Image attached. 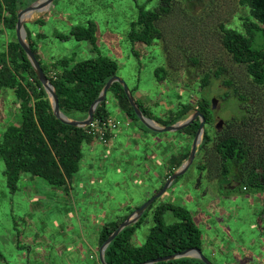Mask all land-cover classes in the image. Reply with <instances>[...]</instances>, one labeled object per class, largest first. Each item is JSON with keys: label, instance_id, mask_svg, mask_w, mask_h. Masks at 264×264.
Instances as JSON below:
<instances>
[{"label": "rangeland", "instance_id": "374dc122", "mask_svg": "<svg viewBox=\"0 0 264 264\" xmlns=\"http://www.w3.org/2000/svg\"><path fill=\"white\" fill-rule=\"evenodd\" d=\"M144 4L146 9H155L159 0H55L39 14L33 12L25 27L38 41L42 65L46 60L52 63L71 56L75 62L99 56L114 60L116 76L130 90L136 88L133 97L151 118L168 120L172 111L185 104L191 105L188 117L197 111L201 97L216 100L214 121L208 127L212 142L152 208L167 203L186 208L202 232L201 252L210 263L264 264V206L257 199L264 201V185L256 186L246 176L258 163L264 166V92L252 83L245 66L231 60L220 42V25L242 30L248 11L238 0H192L174 5L171 15L157 23L161 38L146 46L132 44L127 38L130 22ZM39 18L43 24L35 23ZM88 22L96 27V48L73 37L64 42L56 37ZM2 31L0 25V46L15 37L14 31ZM194 59L198 66L192 64ZM157 68L166 71L161 82L154 74ZM214 72L221 75L214 77ZM206 73H210V82L200 89ZM106 107L109 118L119 125L105 143L95 136L92 143L82 144L78 172L67 186L52 187L40 178L22 174L18 190L10 193L0 160V253L7 264H61L56 252L61 245L66 247L72 240L77 245L80 237L96 240L103 223L130 215L153 196L155 176L164 183L180 153L190 149L192 139L177 132L154 135L153 141L150 130H142L146 140L132 138L128 143L124 135L130 128L122 122L121 114H116L112 95H106ZM16 117L14 94L6 89L0 94V130L17 122ZM218 120L223 122L220 131L215 128ZM225 136L241 138L247 150L244 162L231 172L240 182L236 189H230L229 179L222 178L215 153L214 144ZM154 156L159 167L153 163ZM241 183L246 184L245 190ZM146 214L133 237V245L139 243L135 246L142 245L152 226L149 211ZM175 221L171 212L165 213L166 225ZM82 252L90 264L88 252ZM71 264H79L78 259L72 257Z\"/></svg>", "mask_w": 264, "mask_h": 264}, {"label": "trees", "instance_id": "16d2710c", "mask_svg": "<svg viewBox=\"0 0 264 264\" xmlns=\"http://www.w3.org/2000/svg\"><path fill=\"white\" fill-rule=\"evenodd\" d=\"M33 1L35 0H0L2 32L4 30L13 32L17 21V11L26 8ZM190 2L192 0H159V5L155 9H146V4L140 6L136 19L130 22L127 38L132 44L152 45L155 40L161 38L157 23L166 15H171L174 5ZM238 3L248 11L242 30L220 25V42L231 60L245 66L252 83L264 92V0H238ZM35 23L43 24L41 18ZM95 32V25L88 22L87 26H76L69 34L56 37L62 42L73 37L77 42L85 41L96 48ZM26 36L32 52L56 91L60 111L69 119H78L74 117V113L82 114L79 118L85 119L88 108L98 97L103 86L110 78L117 75L116 62L103 56L78 62H75L72 56L61 58L50 65L55 71L53 78L39 60L36 46L38 41H35L27 30ZM192 64L197 65V60L194 59ZM165 73L163 68H157L154 71L160 82L165 79ZM219 75L221 73L213 74L214 77ZM210 78V73L203 75L200 89L209 84ZM226 83L230 84L229 81ZM6 89L13 92L17 104V122L0 130V160L4 166L3 175L10 193L18 190V182L22 174L40 178L52 187L67 186L74 174L78 172L79 162L83 156L82 144L92 143L94 137L88 134V128L69 126L54 117L47 94L14 36L0 46V94ZM135 90L136 88L131 89L130 92L133 93ZM108 92L107 94L113 96L118 109L128 120L138 124L140 129L149 131L136 117L120 84L113 83ZM135 101L144 116L154 119L162 126L172 125L187 117L191 106L182 105L170 113L168 120H163L151 118L141 105L142 103H139L137 99ZM197 111L205 119V129L196 157L199 152H205L209 143L212 142L208 127H211L214 121L209 100L206 98L199 99ZM108 117L105 99L97 106L94 120ZM199 121V118L195 119L188 127L177 133L192 139L198 129ZM214 148L221 165V176L228 180L232 169L241 165L246 158L245 143L237 136H225L214 144ZM188 152L189 148L180 153L178 162L175 161V167L170 168L167 177L187 159ZM200 167L203 166L200 165ZM246 176L254 185L259 187L264 185V166L258 163L256 167L248 171ZM242 187L246 188V184L241 183V190ZM152 206L153 204L135 224L125 227L108 245L104 252L107 264H140L192 248L201 250L202 232L186 208L170 203L153 209ZM147 211L152 212V226L142 245L135 246L132 243L133 237L146 218ZM167 212H171L176 219L169 225L164 223V215ZM126 217L117 218L102 225L99 246ZM0 261L7 263L1 253ZM157 264L204 263L194 258H180Z\"/></svg>", "mask_w": 264, "mask_h": 264}, {"label": "water", "instance_id": "95a60500", "mask_svg": "<svg viewBox=\"0 0 264 264\" xmlns=\"http://www.w3.org/2000/svg\"><path fill=\"white\" fill-rule=\"evenodd\" d=\"M55 0H35L33 1L29 6L23 9H19L17 11V21L15 23L14 27V35L15 39L18 42L19 46L23 49L31 67L34 71L38 81L42 85L44 91L47 94V98L50 102L52 114L54 117H56L58 120L63 122L64 124H67L69 126L77 127V128H86L94 119V113L97 108V106L105 101L106 95L108 90L110 89L111 85L113 83H118L123 88V91L127 97V100L132 107L136 117L140 121V123L147 128L148 130L154 132V133H175L179 132L182 129H185L188 127L195 119L199 118V125L198 129L195 132V135L192 138V142L190 145V149L188 152L187 159L175 170L173 173H171L167 179H165L164 183L160 187V189L153 194V196L149 197L143 204H141L139 207L134 209V211L128 215L123 222H121L118 227L107 237V239L103 242V244L99 248V254H98V260L100 264H107L105 262L104 258V252L108 245L112 242V240L125 228L130 225L135 224L139 218L143 215V213L147 210L149 206H151L157 198L162 196L166 190L172 185L174 180L183 175L190 165L194 162V159L197 155L198 147L202 141L203 135H204V129H205V119L202 117V115L198 111H194L191 116H188L184 120H180L172 125L168 126H160L156 121L147 118L144 116L142 111L140 110L138 104L136 103L132 93L130 92L129 88L125 84V82L119 78L118 76H114L110 78L106 84L103 86L101 92L99 93L98 97L95 99V101L90 105L87 111L86 118L83 120H74L69 119L66 117L59 109L58 104V98L56 91L52 84L50 83L49 79L47 78L46 74L42 70L38 60L36 59L34 53L32 52L27 38H26V30H25V24L29 23L30 17L33 12L39 11V10H45L48 8L50 4H52ZM216 104V100L211 101L212 108H214ZM222 121L219 120L216 124V129L220 131ZM180 258H194L198 259L204 264H212L210 263L202 254L200 249L192 248L185 250L181 253L174 254L171 256L166 257H160L152 260H148L144 263L140 264H157L161 262H167L172 261Z\"/></svg>", "mask_w": 264, "mask_h": 264}, {"label": "crops", "instance_id": "0c3cea01", "mask_svg": "<svg viewBox=\"0 0 264 264\" xmlns=\"http://www.w3.org/2000/svg\"><path fill=\"white\" fill-rule=\"evenodd\" d=\"M54 61V60H53ZM52 61V62H53ZM45 65L43 64V66L47 69V71H48V73H49V75L50 74H52V73H55V71H53V69L51 68V62L48 60H46L45 62ZM133 95V94H132ZM116 109H117V111H116V114H118L119 115V113L121 114V120H123L122 122H124V124H125V126H126V128H130L129 130H128V133H126L125 135H124V138L128 141V143L132 140V138H134V139H139V140H146L147 138H146V134L143 132L144 130L143 129H140L139 127H137L136 126V124L135 123H133L132 121H130V120H128L121 112H120V110L118 109V107H117V105H116ZM74 120H83V118H78V119H74ZM143 130V131H142ZM120 131V130H119ZM121 133H122V131H121ZM149 134H151L150 135V137L153 139V141H154V138H155V136L154 135H156L157 137L160 135V134H154V133H152V132H149ZM149 137V136H148ZM157 140H159V139H157ZM164 141V140H163ZM165 142V141H164ZM161 148H162V150H163V148H164V144H163V142H162V144H161ZM165 151V150H164ZM154 159H156V162H153V163H155V166L156 167H159V162H158V160H157V157L156 156H154L153 158H152V160H154ZM160 162H162V163H164V160H163V158H162V160L160 159ZM165 168H164V166H163V170H162V178L163 179H165ZM155 178H157V180H155V182H154V184H153V186H152V192H156L161 186H162V184L163 183H159L158 182V179H159V177H157V176H155ZM153 194V193H152ZM144 197H145V195H144ZM258 199V203L260 204V206H264V201H263V199H260V198H257ZM146 200V199H145ZM155 203V202H154ZM160 205V204H159ZM158 205V206H159ZM157 205H155V207H156ZM153 209V208H152ZM149 217L150 218H152V212L151 211H149ZM128 216V215H127ZM191 217H192V215H191ZM119 218V217H118ZM192 219H193V217H192ZM194 221V220H193ZM103 223V222H102ZM195 223V222H194ZM104 224V223H103ZM102 226V225H101ZM139 230V229H138ZM67 231L69 232L70 231V227H68L67 228ZM90 236V235H89ZM29 241H30V243L31 244H34L35 243V240H30L29 239ZM98 241H99V238H96V240H95V238H93V239H91V238H89V240L88 239H86V238H78L77 239V245H75V243H74V241L72 240L71 242H66V247L65 246H63V245H61L60 246V249H64L66 252H67V256H64V255H62V252H61V250L60 249H58L56 252L58 253V256L59 257H57V258H62V263L61 264H71L72 263V257H76L77 259H78V262H79V264H87L86 263V258H85V254L82 252L83 250L85 251V252H88L87 254V258H88V260H90L91 261V263L90 264H100L99 263V260H98V254H99V248H100V246H99V243H98ZM49 244V243H48ZM79 244H81V246L79 247L78 245ZM139 243H137V244H135V245H138ZM53 247H57L55 244H53ZM81 247H83V248H81ZM31 249V247L29 248V250ZM46 248L44 247V250H45ZM56 249V248H55ZM44 257H46V253L44 254ZM259 264H262L261 262H258ZM7 264V263H6ZM58 264H60V263H58Z\"/></svg>", "mask_w": 264, "mask_h": 264}, {"label": "built area", "instance_id": "2783aa9c", "mask_svg": "<svg viewBox=\"0 0 264 264\" xmlns=\"http://www.w3.org/2000/svg\"><path fill=\"white\" fill-rule=\"evenodd\" d=\"M51 77L54 78L55 74H50ZM119 125L118 121H114L111 118L106 119H96L87 126L88 134L92 135L93 137H97L100 141L105 143L107 141V137H111L113 130L117 129V126Z\"/></svg>", "mask_w": 264, "mask_h": 264}, {"label": "flooded vegetation", "instance_id": "af4514ba", "mask_svg": "<svg viewBox=\"0 0 264 264\" xmlns=\"http://www.w3.org/2000/svg\"><path fill=\"white\" fill-rule=\"evenodd\" d=\"M209 105H210V109H211V111L213 110V108H212V105H211V101L209 102ZM213 112V111H212ZM213 117H214V114H213ZM219 121V120H218ZM217 124V123H216ZM216 124H215V128H216ZM222 124H223V122H222ZM222 124H221V126H222ZM229 181H230V183H229V185H228V187L230 188V189H236V188H238L239 186H240V182L238 181V180H236L235 178H234V176L232 175V174H230V178H229ZM231 183H234V184H231ZM228 188V189H229Z\"/></svg>", "mask_w": 264, "mask_h": 264}, {"label": "bare ground", "instance_id": "6f19581e", "mask_svg": "<svg viewBox=\"0 0 264 264\" xmlns=\"http://www.w3.org/2000/svg\"><path fill=\"white\" fill-rule=\"evenodd\" d=\"M43 10H39V11H36V12H34V14L36 13V14H39V12H42Z\"/></svg>", "mask_w": 264, "mask_h": 264}, {"label": "clouds", "instance_id": "9594fccd", "mask_svg": "<svg viewBox=\"0 0 264 264\" xmlns=\"http://www.w3.org/2000/svg\"><path fill=\"white\" fill-rule=\"evenodd\" d=\"M87 128V127H86ZM245 190V188H243Z\"/></svg>", "mask_w": 264, "mask_h": 264}]
</instances>
